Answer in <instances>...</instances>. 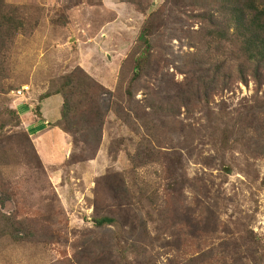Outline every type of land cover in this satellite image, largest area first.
<instances>
[{
  "label": "rangeland",
  "instance_id": "374dc122",
  "mask_svg": "<svg viewBox=\"0 0 264 264\" xmlns=\"http://www.w3.org/2000/svg\"><path fill=\"white\" fill-rule=\"evenodd\" d=\"M5 4L0 264H264V70L217 0Z\"/></svg>",
  "mask_w": 264,
  "mask_h": 264
},
{
  "label": "trees",
  "instance_id": "16d2710c",
  "mask_svg": "<svg viewBox=\"0 0 264 264\" xmlns=\"http://www.w3.org/2000/svg\"><path fill=\"white\" fill-rule=\"evenodd\" d=\"M217 2L222 9L219 12L221 15L219 18L221 22H226V33H221L219 37L235 44L236 52L245 57L248 65L252 66V77L255 81L260 82L264 70V0H217ZM213 16L210 14L209 20H212ZM21 29V21L5 4V0H0V39L4 36L12 39ZM231 37L235 38L232 40ZM141 40L146 46V56L137 61L136 70L139 71L144 69L150 59V41L147 38L146 29ZM220 40L223 41V39ZM217 41L219 42L218 39ZM221 68V65L217 66L216 74L222 70ZM139 75L136 72L135 79L139 78ZM70 84L69 80L65 81L59 93L67 90ZM207 90L204 92L205 95ZM40 110V106L37 107V110L35 109V113L39 117L41 116ZM70 112V101L65 96L62 117L69 125H72ZM94 223L99 228L118 225L117 220L110 217L97 218ZM21 231L19 224L14 219L0 213V235L3 234L12 237L14 240H20L23 238Z\"/></svg>",
  "mask_w": 264,
  "mask_h": 264
},
{
  "label": "crops",
  "instance_id": "0c3cea01",
  "mask_svg": "<svg viewBox=\"0 0 264 264\" xmlns=\"http://www.w3.org/2000/svg\"><path fill=\"white\" fill-rule=\"evenodd\" d=\"M40 114H41V116L39 117V121H38L37 125H40L43 127L45 125V116L42 113V109L40 110Z\"/></svg>",
  "mask_w": 264,
  "mask_h": 264
}]
</instances>
